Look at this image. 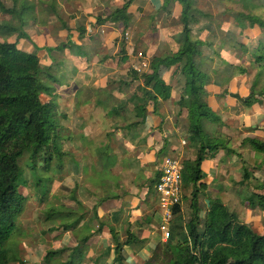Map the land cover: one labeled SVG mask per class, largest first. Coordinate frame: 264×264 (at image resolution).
<instances>
[{
	"label": "trees",
	"instance_id": "obj_1",
	"mask_svg": "<svg viewBox=\"0 0 264 264\" xmlns=\"http://www.w3.org/2000/svg\"><path fill=\"white\" fill-rule=\"evenodd\" d=\"M135 1L127 0L122 10L113 13L105 20H99V25L112 23L117 25V29L128 31L131 23L128 12ZM156 4L159 9L155 6V10L164 13L170 8L175 9L177 5L181 7L180 22L173 23L182 27L183 39L177 44V49H173L171 44L165 45V54L151 59L147 73L139 75L131 71L132 82L122 83L127 89L132 84L137 85L134 92L128 95L126 107L122 109L133 106L138 121L129 123L125 128L128 138L141 144L139 146L142 147L141 151L145 152L153 148L158 150L159 158L164 157L168 152L177 157L181 138L172 135L176 143L166 138L164 143L155 144L156 131L149 124L150 117L157 113L161 104H168V101L172 100V107L177 112L176 120L173 118L174 126L178 129L183 123L186 127L185 139L190 144V157L182 160L181 175L184 200L187 201V205L183 203L184 206L179 205L174 209L170 238L165 244L156 247L152 257L145 264H264V228L261 234L257 232L255 224L242 223L236 213L230 212L227 204L217 197L210 201L208 211H205L206 218L203 219L204 211L199 199V192L207 189V185L203 182L204 161L212 159L222 163L225 152L228 156L231 154L237 156L233 148L237 129L226 123L221 111L212 105L211 91L229 88L233 84L236 68L239 65L250 64L253 69L256 68L257 74L252 87L248 89V95L239 100L249 109L256 106L264 108V40L254 46L243 40L246 38L251 41L247 33L256 27L264 36V18L259 15L260 9L264 7V0H255L252 3V13L238 15L235 24L240 32L239 37L220 39L217 49L212 52H208L209 46L203 39H193L196 31L205 35L213 33L211 31H213L214 17L200 8L198 0H160ZM0 5L4 14H12V11L7 10L1 3ZM154 16L155 14L151 17L152 22ZM14 31L10 29L9 32ZM214 33L218 34V29L215 28ZM122 52L126 53L125 48ZM248 59L251 60L250 63ZM126 62L127 56L123 58L121 65H125ZM171 71L183 78V92L177 99H174L173 87L168 81L169 77H173ZM43 74L40 59L36 54L23 52L19 49L18 43H0V264L21 263V255L18 252L21 244L18 245V241H22L25 234L19 232L18 225L26 210L25 195L20 192L24 182L23 171L19 165L21 159L29 156L31 165L28 169L36 171L35 166L38 163L45 165L47 169L50 163L52 165L54 158L68 160V153L87 154L85 150L87 144L77 147L75 151L66 147L65 150L63 149V142L67 144L72 142L69 141V136L65 138L68 131L63 123L65 114L59 104L54 103L52 89L49 86L47 88L41 80ZM56 80L53 78V83H56ZM122 109L119 108L117 111ZM151 109L155 111L151 112ZM82 130L78 135L74 134V138L88 142L86 137L88 132L83 133ZM159 130L162 131L161 126ZM147 131H149L148 136L140 137L142 132ZM110 136L112 134L108 137ZM254 137L244 139L241 146H249L254 153L264 156V140ZM88 144L99 145L92 142ZM107 151V155L103 158H110L109 167L115 171L118 157L111 152L109 144ZM102 155L103 153L98 155L90 153L89 156L97 161L96 158ZM259 158L256 157L257 165L252 168V172L246 167L242 168L243 177L239 183L244 185L252 178L256 179L255 170L264 168V158H260L261 160ZM122 166L125 171L129 170L125 162ZM160 176L161 172L158 178L150 182L151 196L156 193L157 197L156 188ZM54 181L56 183L53 187H56L58 182L55 177ZM99 182V191L103 192L109 188L106 191L109 194L114 184L116 189L123 187L124 176L121 171L112 177L100 179ZM137 183L139 182L132 180V185ZM233 183L238 184L235 181ZM38 185H41V182H38ZM79 187L82 189L88 185ZM243 196L244 194L241 198ZM47 203H49L47 197L38 201V208L41 209L38 217L43 222H54L64 216L62 212L59 214L61 205H55L53 210L44 212ZM241 204L253 211L259 210L262 218L260 223L264 224V184L257 186L255 191L249 189L248 195L243 197ZM80 207L83 208L81 204ZM62 210L67 218L71 216L76 219L73 224L62 223L61 227L64 229L73 230L82 223L84 214L82 216L81 211L67 210L64 205ZM134 240L135 238H132L129 244L132 245ZM122 251V247L118 246L116 262L119 264L124 262ZM60 254L63 252L47 253V264H58L50 259ZM70 255L76 257L73 252Z\"/></svg>",
	"mask_w": 264,
	"mask_h": 264
},
{
	"label": "crops",
	"instance_id": "obj_2",
	"mask_svg": "<svg viewBox=\"0 0 264 264\" xmlns=\"http://www.w3.org/2000/svg\"><path fill=\"white\" fill-rule=\"evenodd\" d=\"M126 1L31 0L32 4L27 6L28 0H0V3L7 10L12 11V14H4L0 8V43H18L19 46L27 47L24 48L28 50L26 53L36 54L39 57L45 78L49 77L50 71L56 66L52 62V53L54 50L58 51L60 57L58 65L65 71L66 81L58 77L55 78L61 81L59 85H56L61 101L67 102L66 104L62 103L65 108L63 123L68 129L67 135H78L83 127L91 126L95 131L92 134L88 132L87 139L89 142L98 144L100 137L108 140L107 137L112 134L115 142H109V147L111 151L115 149L114 154L118 157L115 171L107 172L108 175L104 173L106 169L98 168L97 175L93 177V180L96 181L95 186H91L86 178L91 176L90 160L82 158L83 171L75 170V182L71 183L67 179L66 192L63 196L58 197V201L67 210L81 211L82 216L91 211L88 219L83 220L86 221V225L81 232L76 233L81 223L73 230L64 229L61 227V223L59 227H56L53 222H42L45 226L39 225L37 228L34 220L38 216L40 217V208L35 209L32 214L29 212L24 214L26 216L23 215V218L29 223L26 224V229H34L39 232L40 237L33 236L39 237L40 240L37 243L26 244L24 237L20 248H22V253H25V257L20 256L21 263L16 264H42L43 260L44 264H47L45 256H47L46 252H49V249L52 250L51 252H63L64 256H68L67 259H64L66 264H70L68 260L72 257L70 255L72 252L77 258L76 264H83L84 261L87 263L93 261L92 264H119L116 262L118 246H121L122 250L125 249L130 252L122 264H145L144 262L151 258L153 247H156L158 242L164 241L162 236L159 238L155 235L152 228L158 224V221L160 222V214L157 197L150 195V182L158 178L163 161L174 157V155L168 152L164 157L159 158L158 150L153 148L143 152L140 150L141 147L132 145L127 135L122 136L119 131H126V124L134 123L137 118L133 106H127L125 110L122 109L126 107L127 96L134 92L137 87V85L132 84L127 89L126 86L122 85L123 82H132L130 72L134 71L133 67L140 63L137 54L140 51L147 52L149 59L163 56L166 52L165 45H172L174 41L169 39L167 43L163 42L162 44L159 41H153V38L150 37L151 30L154 29L153 24L155 27H159L154 21L152 22L151 17L156 3L160 0H136L128 12L131 23L126 32L124 29H117L116 24L99 25V20H105L113 13L122 10ZM160 24L165 25L163 20L160 21ZM10 29L15 31L9 32ZM167 29L172 30V24L167 26ZM59 31H61L60 34L57 33ZM57 34L59 35L58 38H56ZM24 37H27L25 39H32L31 43L23 44ZM123 48H125L126 53L122 52ZM70 52L77 56H68ZM125 56H127V62L125 65H121ZM134 56L136 57L133 58ZM171 86L173 87V85ZM234 88L236 89V84H232L229 90ZM176 92V88L173 87L174 99H177ZM215 96L218 97V94H213L211 103L220 111L223 105L225 107L228 105V101L225 99L223 103H219ZM229 96L231 97V95ZM111 103L116 106H109ZM102 105L109 108V114L104 110L99 111ZM165 105L173 106V101L170 100L168 104H161L160 116L154 117L155 126H152L158 128L163 121L166 122L163 135L159 136L164 139L170 135H177L171 131V129L175 130L173 126L170 128V132L167 130L168 119L172 120V116L167 112ZM119 108L122 111L118 112ZM102 118L111 124L110 133L106 134L99 127L102 124ZM131 118L133 122L129 121ZM70 126L73 128H69ZM177 132L179 136L180 134L185 135L184 128ZM87 146L89 145H85L86 151L89 150ZM179 149L180 147L177 150V155L181 152ZM123 162L128 165V171H125L122 166ZM220 166V162L212 159L204 161L202 171L205 179L203 182L207 188L219 181ZM121 171L124 176L122 188L116 189L114 184L110 188L109 194L106 192L109 188L103 192L99 191L100 179L112 177ZM230 176H232V172ZM70 177L74 178V175L72 174ZM59 178L64 179L65 175ZM132 180L139 183L132 185ZM234 180L238 179L234 177ZM58 184L60 185L59 181ZM86 184L88 187H82V189L79 187ZM74 189L81 190L75 198H73V194H69ZM149 200L152 202L151 207L147 206ZM99 203L102 206L97 207V213L92 212ZM183 203L185 204V202ZM80 204L83 208L80 207ZM53 209L52 207L49 210ZM202 211H204L203 219H205L206 210L202 208ZM95 218L102 219L107 224L99 232L97 231L99 224L94 225ZM123 218L126 225L119 231V220ZM150 219L153 220V224L149 223ZM253 219L254 217L251 221ZM149 229L153 234L148 232ZM135 233H142L138 237L147 239L138 240V237L134 235ZM105 236H109L110 239L105 240ZM132 238L135 240L130 245L129 241Z\"/></svg>",
	"mask_w": 264,
	"mask_h": 264
},
{
	"label": "rangeland",
	"instance_id": "obj_3",
	"mask_svg": "<svg viewBox=\"0 0 264 264\" xmlns=\"http://www.w3.org/2000/svg\"><path fill=\"white\" fill-rule=\"evenodd\" d=\"M255 0H198L199 2V6L200 8L210 14L211 16L214 17L213 20V33H209L207 35L202 34L200 31H196L193 34V39L197 40V39H203L209 46L208 52H212V50H216L217 49V45L220 39L222 38H233L236 39L237 37H239V29L238 26L235 24V20H237L238 15L239 14H250L252 13V3ZM32 4L31 0H28V5L30 6ZM256 5V3H255ZM156 7L159 9V6L156 4ZM169 15H168V14ZM167 13H164L163 11H156L154 10L155 16H154V23L159 26V27H155V25L153 24V28L151 30V34L150 37L153 38V41H159L163 44V42L167 43V40H173L175 43L174 45L172 44L173 49L176 48L177 49V44L182 42L183 39V31H182V27L178 26V24L173 23L174 21L176 22H180V16H181V7L180 6H176L175 9L174 8H170L169 11ZM152 14V15H153ZM259 15L261 17L264 18V7H262L259 11ZM163 20V23H165V25H161L160 21ZM151 21V20H150ZM166 21V22H165ZM173 24V29L172 30H168L167 26ZM162 26V27H160ZM215 28L218 29V34H215ZM57 33H61V31L57 32ZM23 34V33H22ZM46 34V32H45ZM250 38L252 39L251 41H248L246 38H244L243 40H245L247 43H250L251 46L256 45L259 41L264 40V36L262 34V32L260 31V29L258 27H256L255 29H253V31H249L247 33ZM58 34L56 35V38H58ZM27 37H24V41L23 44H28L31 43V40L29 37V39H25ZM13 40V39H12ZM19 46V44H18ZM65 47V46H63ZM24 48L27 47H22L19 46V49L22 50L23 52H27L28 50H25ZM216 48V49H215ZM139 54H142L145 57H149L148 53H143V52H139ZM137 54V56L139 55ZM53 58H52V62H54L56 64V66L50 71L49 73V77L51 75V77H47L44 79L45 76L42 75L41 80L44 81L43 83L45 84V86L48 88H51V94L54 96L53 101L55 104H59V106L61 107L62 111H65L64 105L67 102L65 101H61V98L59 97L60 95L58 94V87H56V85H59L61 83V81L58 79L56 83H53V78L55 79V77L60 78L61 80H65L66 81V77L64 76L65 71L59 67L58 63L59 62V55H58V51L54 50L53 53ZM77 56L76 54H73L70 52V54H68V56ZM136 56H134L133 58H135ZM82 58V56H81ZM249 63L251 62L250 59ZM241 67V68H240ZM173 71H171V74L173 75V77H169L168 81L170 85H173V87L176 88L177 92L175 93L176 97L179 98V96L182 94L183 92V78L179 75H176L174 73H172ZM257 74V70L256 68H252L250 66V64H247L246 66H240L238 68H236V71L233 75V84H236V89H231V91L229 90V88L225 87L223 89H220L221 91H216V89L212 90V94H218V97L215 96L216 98H218L219 103H223L224 100L226 99L228 101V105H226V107L223 105V108L220 110L222 113V117L224 119V121L228 124H230L231 126H233L234 128L237 129V134L233 140V144H234V151L237 152V156L234 157L233 154H231L230 156H228V153H223V157H222V163L220 166L221 169V175L219 178V181L217 183H215L214 185H212L211 187H208L207 189H203L201 190V192H199V199L202 203V207L204 210L208 211L209 208V203L210 201L219 198L221 199L225 204H227V207L229 208L230 212L232 213H236V215L239 217L240 221L246 222L245 224L249 225L250 223H247V221H250L251 223L255 224V228L257 229L258 233L263 234V228H264V224H262L261 221V213L259 210H251L248 208H245L244 205H242V199L243 197L245 198V195L247 196L249 193V189L250 191H255V188L257 186H259L260 184H264V168H262L261 170H255V178H252L250 181H248L247 183H245L244 185L239 183V181H241L243 175H242V168L246 167L247 169H249V172H252V168L256 167V163H257V158H261L263 159L264 156H260L257 155L256 153H254L252 151V149L249 146H245L242 147L241 143L244 139L246 138H255L259 137L261 140H264V108H262L261 106H256L253 107L251 109L247 108L246 106H244L243 101L239 100L241 97L244 98L248 95V89H250L252 87L253 84V80L255 78ZM262 87V86H261ZM97 90H101V89H97ZM247 90V91H246ZM231 92V94H230ZM231 95V97L229 96ZM128 97V96H127ZM235 100H237V102H235ZM63 103V104H62ZM113 103H111L109 106L113 107ZM116 106V105H115ZM172 105L168 106L165 105L167 112H169V115H171V119H168V125H167V130L168 132H170V128L174 126V121L173 118L176 120L177 117V112L175 111V109L173 107H171ZM107 107L106 105H102V108H100L102 111L104 110L105 112H107L109 114L110 110L109 108H105ZM161 107V106H160ZM160 107L157 109V113L155 115H152L149 119V124L152 126H155V118L158 117L159 111H160ZM219 110V109H218ZM59 111H61L59 109ZM57 111L59 114L60 112ZM61 111V113H63ZM154 109H151V112H154ZM173 111V112H172ZM56 112V111H55ZM220 115V113H218ZM61 115V114H60ZM135 115V114H134ZM136 116V115H135ZM155 117V118H154ZM164 117V116H163ZM152 118V119H151ZM133 122V119L131 118V120ZM138 121V117L135 119V122ZM157 121V119H156ZM102 124L99 125V127H101L106 134L110 133V127L111 124L105 120L104 118L101 119ZM182 123V122H181ZM128 124H126L127 126ZM161 126V130H159ZM158 128H155V136H154V142L155 144H160V143H164V138H161L159 136L163 135L164 132V128L166 126V122L164 123V125H160ZM69 128H73V126H70ZM184 128L185 129V135L180 134V136L178 135L179 133L177 132L179 129ZM95 130L91 127H83V133L85 132H89V133H93ZM171 131H174L177 135L179 136L182 140L178 146L179 152L181 150V143L182 141L185 139L186 137V127L184 126V124L182 123L181 126L175 130L171 129ZM89 133L86 134V137L89 135ZM119 133L122 134V136H126V131L125 130H121L119 131ZM149 135V131L147 132H142L140 137H145ZM69 136V141L72 142H63V149L65 150V147L68 148L71 151H75V149L77 147H81L82 145L88 144L90 143L87 139L88 142L86 141H82V140H77L74 138V135L71 134H66L65 138H67ZM101 136V135H100ZM107 139H104L103 137L99 138V145L98 146H87V154H82V156L80 154H77V152H75L74 154H69L67 155L68 160L64 159V160H57L56 158H54V161L51 165V163L49 164L50 167H48L47 169L45 168V165L38 163L35 166V170L36 171H30L28 169V167L31 165L29 160V156H25L21 159L19 165L23 171V179L24 182L22 183V186L20 187V192L25 195V201H26V210L24 214H28L29 212L32 214L35 212V208H38V201L41 198L47 197L48 198V202L45 206H44V212H47L49 209H52V205L53 208L54 206H58L61 205L60 209H59V214L60 212L63 213V217H60L59 220H55L53 222V224L56 227H59V224L64 223V224H73L76 222V219L72 218L71 216L69 218H67V215H65V213L62 210V203L58 201V197L59 196H63L66 192V187L68 186L67 183V179L72 183L75 182L76 180V172L75 170L78 169L80 171H83L84 166L81 162V159L84 158L86 160H90L91 163V167L89 166V168L91 169V176H88L89 178H87V181L90 182L91 186H95L96 185V181L93 180V177H95L97 175V170L99 169H106L104 170L105 175H108L107 172L111 171V161L110 158H103L104 156L107 155L108 151H107V145L110 143L115 142V139L112 136L107 137ZM128 138V136H127ZM168 138L171 139V141L173 143H176L177 141L173 138H171V136H169ZM128 140L130 141V143L136 147H139L141 144L139 143H135L132 140H130L128 138ZM65 144H67L65 146ZM142 148V147H141ZM115 149H112V153L114 154ZM190 150L185 154V156L182 157V160H185L187 158L190 157L189 154ZM90 153H96V155L103 153V155L100 157L98 156L96 159L97 161L92 160V157H90ZM178 154V153H177ZM238 154H240V156H238ZM259 158V160H261ZM211 162V161H209ZM27 167V168H26ZM109 167V168H108ZM75 169V170H74ZM74 170V171H73ZM71 171H73L71 173ZM232 172V176H230V173ZM63 174V175H62ZM74 175L73 177H70L71 175ZM60 175V176H59ZM65 175V178H59V177H63ZM69 175V177H68ZM54 177L57 180V182H60V185L57 183L56 187H53V185L56 183V181H54ZM234 177L237 178L238 180H234ZM63 179V180H62ZM236 182L238 184H235L233 182ZM38 182H41V185H38ZM219 185V187H217ZM75 190V191H74ZM72 191H70L69 194H73V198H75L76 194L79 193L81 190L78 189H74ZM29 192L31 195H28ZM154 193V191H153ZM184 194V192H183ZM244 196L241 198V195ZM153 195V194H152ZM154 197H156V193L154 194ZM183 202H185V204L187 205V201L184 200ZM53 203V204H51ZM51 204V205H50ZM184 205V204H183ZM185 205V206H186ZM102 205L99 203L97 206H95L94 210L92 212L97 213V207H101ZM147 206L151 207L152 206V202L149 200V202L147 203ZM75 207V204H74ZM91 213V211L89 213H84L83 216V220H87L88 217L90 216L89 214ZM23 214V215H24ZM26 216V215H24ZM22 216V217H24ZM19 220V225H18V230L19 232H22L25 234V242L26 244H32V243H37L40 240V233L33 230H29L27 231L26 229V224L27 220H25V218ZM98 217V216H97ZM254 217L253 221H251V219ZM174 218V217H173ZM161 219V217H160ZM23 220V221H22ZM25 220V221H24ZM36 227L38 228L39 225L40 226H45L41 220V218H36L34 220ZM56 222V224H55ZM91 222V221H89ZM94 225H98L99 224V229L97 230L98 232L103 230L107 224L105 223L106 221H102L98 220V218L94 219ZM149 223L153 224V220H149ZM161 222L158 221L157 225H154L152 228L154 229V233L157 237H163L164 239V233H161L159 231V224ZM86 225V221H83L80 225L79 230L76 233L81 232V230L83 229V227ZM89 225V224H88ZM125 221L124 218L119 220V231H121L124 226H125ZM149 233H152L149 229L148 231ZM108 234V233H107ZM142 233H135V236H139ZM33 235H37L39 237L33 236ZM138 240H146L147 238H141L138 237ZM162 239V240H163ZM165 244V241H160L158 242V245L160 244ZM22 244V241L19 240L18 241V245ZM157 245V246H158ZM156 246V247H157ZM148 247V246H147ZM150 247V246H149ZM156 247H153V252L155 251ZM43 248V247H42ZM44 249V248H43ZM42 251V249H40ZM52 250L49 249V252H51ZM19 254L21 255V257H25V253H22V248H19L18 250ZM48 251L46 252L49 253ZM122 256H124V260L127 259V257L130 255V252L128 250L123 249L122 251ZM153 254V253H152ZM68 256H64L63 254L60 255H56L53 256L52 259H50L51 261H56L58 262V264H66L67 262H65L64 259H67ZM152 257V255H151ZM46 258V256H45ZM149 260V259H148ZM147 260V261H148ZM62 261V262H60ZM69 262H73V263H77V258L72 256L69 258L68 260ZM146 261V262H147ZM144 262V263H146ZM93 261H89L88 263L86 261L83 262V264H92ZM42 264H44V260L42 262ZM53 264V263H52Z\"/></svg>",
	"mask_w": 264,
	"mask_h": 264
},
{
	"label": "built area",
	"instance_id": "obj_4",
	"mask_svg": "<svg viewBox=\"0 0 264 264\" xmlns=\"http://www.w3.org/2000/svg\"><path fill=\"white\" fill-rule=\"evenodd\" d=\"M140 63L133 67L134 71L139 75L148 72L151 59L138 55ZM190 150V144L185 139L181 144V152L177 157H170L163 161L161 176L156 188L157 200L159 202L160 224L159 231L164 233V241L166 242L171 236V223L174 217V209L183 204L184 194L181 175L183 171L182 157ZM109 240V236L104 237Z\"/></svg>",
	"mask_w": 264,
	"mask_h": 264
}]
</instances>
